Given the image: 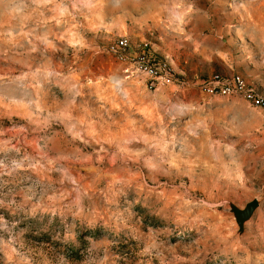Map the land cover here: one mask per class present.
I'll use <instances>...</instances> for the list:
<instances>
[{
  "label": "rangeland",
  "instance_id": "obj_1",
  "mask_svg": "<svg viewBox=\"0 0 264 264\" xmlns=\"http://www.w3.org/2000/svg\"><path fill=\"white\" fill-rule=\"evenodd\" d=\"M233 75L264 92V0H0V264H264V110L201 88Z\"/></svg>",
  "mask_w": 264,
  "mask_h": 264
},
{
  "label": "built area",
  "instance_id": "obj_2",
  "mask_svg": "<svg viewBox=\"0 0 264 264\" xmlns=\"http://www.w3.org/2000/svg\"><path fill=\"white\" fill-rule=\"evenodd\" d=\"M110 52L120 63L124 64V73L127 77L133 75L143 77L149 90H155L172 77L167 64L156 59L148 49L143 48L139 53L132 55L130 43L125 37L112 43ZM201 88L210 95H239L249 105L264 110V92L249 86L240 75H233L227 79L216 77L212 81L203 83Z\"/></svg>",
  "mask_w": 264,
  "mask_h": 264
},
{
  "label": "water",
  "instance_id": "obj_3",
  "mask_svg": "<svg viewBox=\"0 0 264 264\" xmlns=\"http://www.w3.org/2000/svg\"><path fill=\"white\" fill-rule=\"evenodd\" d=\"M258 205L256 199L248 202L243 209H239L235 205H230V210L234 215L239 231L243 230L244 223L250 219Z\"/></svg>",
  "mask_w": 264,
  "mask_h": 264
}]
</instances>
